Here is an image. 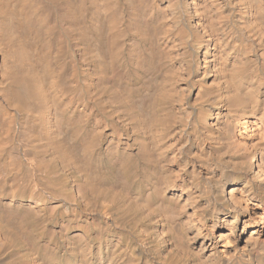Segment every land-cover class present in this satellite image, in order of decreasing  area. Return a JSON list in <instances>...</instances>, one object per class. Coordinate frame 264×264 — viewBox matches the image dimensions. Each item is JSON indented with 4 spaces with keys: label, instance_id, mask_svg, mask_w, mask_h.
<instances>
[{
    "label": "bare ground",
    "instance_id": "6f19581e",
    "mask_svg": "<svg viewBox=\"0 0 264 264\" xmlns=\"http://www.w3.org/2000/svg\"><path fill=\"white\" fill-rule=\"evenodd\" d=\"M0 264H264V0H0Z\"/></svg>",
    "mask_w": 264,
    "mask_h": 264
}]
</instances>
